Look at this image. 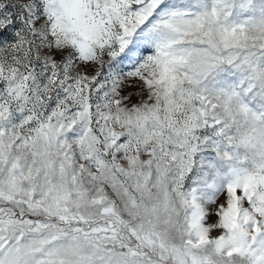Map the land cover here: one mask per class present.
Here are the masks:
<instances>
[{
    "label": "snow or ice",
    "instance_id": "6c2138e0",
    "mask_svg": "<svg viewBox=\"0 0 264 264\" xmlns=\"http://www.w3.org/2000/svg\"><path fill=\"white\" fill-rule=\"evenodd\" d=\"M0 264H264V0H0Z\"/></svg>",
    "mask_w": 264,
    "mask_h": 264
}]
</instances>
